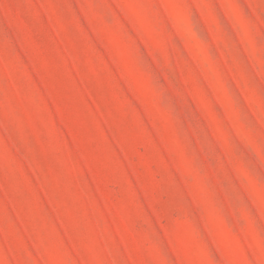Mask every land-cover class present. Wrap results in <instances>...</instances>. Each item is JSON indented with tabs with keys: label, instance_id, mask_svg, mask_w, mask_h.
Instances as JSON below:
<instances>
[{
	"label": "rangeland",
	"instance_id": "obj_1",
	"mask_svg": "<svg viewBox=\"0 0 264 264\" xmlns=\"http://www.w3.org/2000/svg\"><path fill=\"white\" fill-rule=\"evenodd\" d=\"M0 264H264V0H0Z\"/></svg>",
	"mask_w": 264,
	"mask_h": 264
}]
</instances>
